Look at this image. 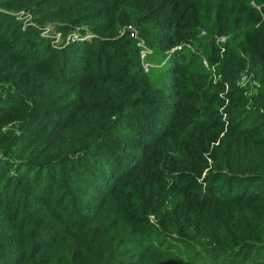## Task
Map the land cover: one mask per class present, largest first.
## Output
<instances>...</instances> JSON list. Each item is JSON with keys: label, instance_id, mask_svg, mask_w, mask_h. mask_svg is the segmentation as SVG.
<instances>
[{"label": "trees", "instance_id": "obj_1", "mask_svg": "<svg viewBox=\"0 0 264 264\" xmlns=\"http://www.w3.org/2000/svg\"><path fill=\"white\" fill-rule=\"evenodd\" d=\"M0 264H264V0H0Z\"/></svg>", "mask_w": 264, "mask_h": 264}, {"label": "built area", "instance_id": "obj_2", "mask_svg": "<svg viewBox=\"0 0 264 264\" xmlns=\"http://www.w3.org/2000/svg\"><path fill=\"white\" fill-rule=\"evenodd\" d=\"M128 30H130V35L132 37H135V38L139 37L138 31L134 27L128 26ZM60 34L61 33H55L51 26L45 27L44 31H43V35H45L46 37H53L54 42H56V43L59 41ZM77 37H78V35L74 34V35H70L67 38H68V40H73L74 38H77ZM139 45L142 48L141 49V58L144 62V66H145L146 70H148L150 64L148 62H146V58L148 57V55H150L153 52V50L150 47H148V45H146L145 41H143V40H141L139 42ZM249 80H250V77L246 73H244L242 75V85H246L249 82Z\"/></svg>", "mask_w": 264, "mask_h": 264}]
</instances>
